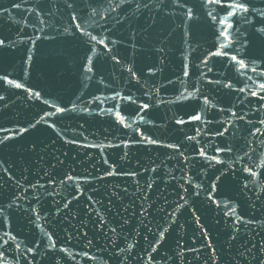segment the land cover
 Here are the masks:
<instances>
[{
    "label": "water",
    "instance_id": "95a60500",
    "mask_svg": "<svg viewBox=\"0 0 264 264\" xmlns=\"http://www.w3.org/2000/svg\"><path fill=\"white\" fill-rule=\"evenodd\" d=\"M229 2L0 0L2 264H264V0L225 39Z\"/></svg>",
    "mask_w": 264,
    "mask_h": 264
},
{
    "label": "snow or ice",
    "instance_id": "6c2138e0",
    "mask_svg": "<svg viewBox=\"0 0 264 264\" xmlns=\"http://www.w3.org/2000/svg\"><path fill=\"white\" fill-rule=\"evenodd\" d=\"M170 2L174 3V4H179V0H170ZM184 2L187 3V0H184ZM208 2L212 3V4L219 5V4L223 3V0H208ZM123 3H125V0H120V4H123ZM147 6H148V4L145 3V7H147ZM179 6L181 8H183V4H179ZM17 7H18V5H17ZM69 7H71V4H69ZM117 7H119V4L117 5ZM221 11L226 12V17L220 19L219 23L222 26H226V27H222L221 28V31H220L219 35L223 36L225 39H228V37L230 36V33H229L228 29L232 27V23H231L229 18L236 16L238 13L243 14L244 12H247L248 9L245 7V3L243 2V0H231V2L227 3L225 6H223L221 8ZM187 14H188L189 19H191L192 18V9L191 8L188 9V13ZM208 15L212 17L213 21L217 20V16L213 15L212 12H209ZM77 27H80V25H77ZM259 31L261 33H264V28L259 29ZM92 39L95 40L96 37L93 36ZM113 43H115V41H113ZM4 46H5L4 40L0 39V48H3ZM228 47H229L228 44H224L223 45V48H225V49L228 48ZM214 55H227V53L226 52H218V53H214ZM29 59H31V56H29ZM231 59L233 61H236L237 63H239L241 68H246L247 67V65H245L242 60H237L236 56H232ZM91 70H92L91 68L88 69V71H91ZM129 71H131V69H129ZM133 75H134V73H133ZM0 80H7V82L9 84H13L14 83L16 88H22L23 87V85L20 84V83H15L12 80H8V78L6 76H0ZM224 87L230 88L231 85L230 84H225ZM260 88L262 90H264V83L260 84ZM241 91H243V89H241ZM39 95L40 94L38 92L35 93V96L39 97ZM252 95L256 96L257 93L253 92ZM260 98L264 99V96H261ZM2 99H3V97L0 96V100H2ZM46 103H47V101H46ZM148 107H149V105L144 104L141 110L147 109ZM57 111L63 113L64 111H66V109L58 108ZM192 119L199 120L200 116L196 115V116L192 117ZM178 122L179 123H183V121H178ZM37 123H39V121ZM34 126L35 125H33V127ZM257 131H259V130L257 129ZM222 134L223 133H220V135H222ZM5 139H7V137H5ZM0 143H3V141L0 140ZM151 143L154 144V143H156V141L152 140ZM170 147H172V146L170 145ZM201 155H204L203 151H201ZM65 207H67V205H65ZM161 235H163V233H161ZM0 239H2V238H0ZM4 243H7V241H4ZM0 247H3V245H0ZM53 247H54V245H53ZM129 247H131V245H129ZM29 251H31V249H29ZM0 264H2V262H0Z\"/></svg>",
    "mask_w": 264,
    "mask_h": 264
}]
</instances>
